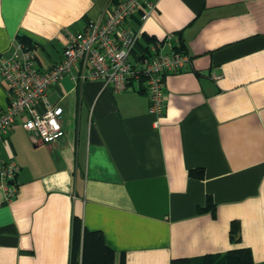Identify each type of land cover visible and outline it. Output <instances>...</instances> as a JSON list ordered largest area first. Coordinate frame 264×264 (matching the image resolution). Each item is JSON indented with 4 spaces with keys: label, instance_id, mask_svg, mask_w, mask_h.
<instances>
[{
    "label": "crops",
    "instance_id": "crops-1",
    "mask_svg": "<svg viewBox=\"0 0 264 264\" xmlns=\"http://www.w3.org/2000/svg\"><path fill=\"white\" fill-rule=\"evenodd\" d=\"M109 2L0 0V61L25 39L49 69L66 31L100 19ZM126 26L148 45L170 36L189 57L165 77L163 116L148 113L143 83L113 92L64 77L50 87L40 110L62 109L63 137L37 143L16 121L0 141V159L20 168L16 197L0 190V264H69L75 218L102 233L114 264L239 248L264 263V0H156L148 19Z\"/></svg>",
    "mask_w": 264,
    "mask_h": 264
},
{
    "label": "built area",
    "instance_id": "built-area-1",
    "mask_svg": "<svg viewBox=\"0 0 264 264\" xmlns=\"http://www.w3.org/2000/svg\"><path fill=\"white\" fill-rule=\"evenodd\" d=\"M155 5L156 0H110L100 19L86 23L79 32L66 31L62 57L49 69L41 70L34 48L22 44L2 57L0 75L6 85L8 106L0 109V141L16 121L37 143L61 139L62 109L41 111L40 107L46 91L64 77L75 82L97 80L113 92L143 83L149 98L148 113L157 123L166 103L165 77L183 69L189 57L171 45L170 36L163 42L139 46L141 30L126 24L134 16L143 23ZM19 171L14 161L0 159V190L6 202L17 195Z\"/></svg>",
    "mask_w": 264,
    "mask_h": 264
},
{
    "label": "trees",
    "instance_id": "trees-1",
    "mask_svg": "<svg viewBox=\"0 0 264 264\" xmlns=\"http://www.w3.org/2000/svg\"><path fill=\"white\" fill-rule=\"evenodd\" d=\"M142 34L139 41L140 47H147L142 41ZM25 47H31V43L27 40H21ZM178 52L184 53L181 48H175ZM190 175L199 179L204 177L203 170L197 169L190 171ZM209 207V200L207 201ZM237 232V224L231 223L229 236L230 241H237L235 237ZM115 253L108 248L104 242L103 235L100 231L87 230L80 219L75 218L72 224V237L70 244L69 264H114ZM170 264H256L249 249L239 248L227 251L223 255L204 256L195 258H174ZM264 264V263H259Z\"/></svg>",
    "mask_w": 264,
    "mask_h": 264
}]
</instances>
